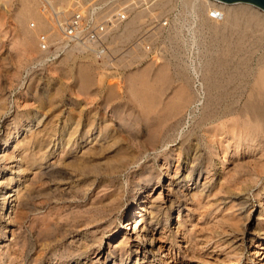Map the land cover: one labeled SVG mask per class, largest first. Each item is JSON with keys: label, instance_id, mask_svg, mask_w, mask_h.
Segmentation results:
<instances>
[{"label": "rangeland", "instance_id": "1", "mask_svg": "<svg viewBox=\"0 0 264 264\" xmlns=\"http://www.w3.org/2000/svg\"><path fill=\"white\" fill-rule=\"evenodd\" d=\"M40 1V9H45V12L44 9L42 12L54 27L52 40L44 41L48 45L47 48L43 47V41L34 42L24 23L26 3L35 4V0H11L10 6L5 9L0 8V110L3 109L0 111V148L8 147L7 152L15 151V157L3 163V170L0 172V177H11L12 180L9 185L1 186L0 190L6 192L14 183L24 181L22 186L26 194L23 200L27 205L20 206V197L16 200L14 196L8 198L6 204H11L13 201V208L7 209L6 206L3 212L0 211V228H2L0 264H64L65 261L76 258L81 250L88 249V253H92L90 246L93 245L94 235H97L98 225L107 218L100 223L93 219L98 216L97 219L100 220L118 202V199L115 200L110 195L120 187V184L125 186V193L120 208L115 210L119 215L124 214L128 208L138 212L142 205H139V194L134 183L149 179L152 176L149 171L155 173L158 169L164 172L167 168L170 173L181 171L187 163V156L190 162L191 157L196 155L199 156L196 167H202L204 170L201 183L207 179L210 181L206 190H193L189 191L190 193L186 191L185 194H181L175 189L169 191L166 188L162 196H159L158 185L153 193H150L151 196L146 192L148 198L145 202L147 199L152 201L157 199V204H161V208L155 210L158 220L152 223L158 241L155 249L144 253L141 251L139 264H175L177 261L180 264H264V175L261 174L264 168L262 164H259L260 168L257 165L259 162L264 163V160H261L264 157L259 154L262 153L261 150L257 147V150L255 148L248 150L243 145L240 146L238 153L235 152L236 143L231 134L224 133L223 129L211 133L210 124L200 126L197 123L199 116L196 122L192 119L182 137L178 136L180 132L178 129L183 127L186 119L180 122L177 117H166L164 107L170 97L175 95L176 86L179 87L178 84L181 83L176 79L177 77L162 96L160 104L153 111L149 110L151 114L142 106L130 88L133 73L147 67L149 60L147 48L155 47L153 40L150 39L151 31L161 24L180 31L178 38H174L171 43L168 42V50H165L167 56L177 62L179 59L174 58L173 55L178 53L177 48L186 45L185 39L190 38L188 30L193 25L194 17L200 18L198 38L201 43L221 46L224 45L222 40H229L232 36L235 45H243L244 49L240 56L249 59L248 69H254L261 57H264V10L246 2L231 4L209 0L211 9L215 12L211 13L209 9L203 8L195 14L191 3L185 0H80L86 7L87 13L83 21L81 19L85 28L83 33L94 28L98 37L78 40L63 33L67 20L81 10L75 9L64 23H60L58 14L68 6L60 0ZM221 5H227L231 9L241 5L248 7V14L261 20V25L257 21L248 23L245 17L247 15L242 16L239 26L226 25L223 19L226 15L217 12ZM139 13L142 15V22H137L135 35L123 43L118 40L117 47L120 49L115 53V48L109 50L110 57H100L102 56L100 52L107 44L101 41L98 30L103 32L105 22L112 17L118 18L122 23L116 31L119 35L124 33L125 23ZM211 21L219 22L214 24ZM241 37L244 38L245 45L243 42L235 43ZM87 40L92 43L88 44L87 48L90 53L75 52L70 56L68 52L75 45V41L84 43ZM140 43L143 45L140 46ZM156 45L162 47L163 43L157 42ZM135 46H138L136 49L141 55L140 58L134 51ZM239 58V56L234 58V61L237 62ZM129 64H132L131 67ZM86 66L92 68V71L90 68L91 78L97 74V77L92 78V81L96 82H92L94 83L92 87H85L81 82L80 70ZM253 85L254 79L251 73L242 81L232 84L231 100L234 102V108L242 107L248 100ZM141 110H145L144 113L147 111L149 117L145 118L147 115L144 116L143 111L142 115ZM238 114L242 117L239 112H235L231 118L240 117ZM134 116L140 117L137 118L139 121ZM151 116H154L155 120ZM91 117H95L92 125ZM150 117L153 121L148 120ZM119 118L122 119L119 120L120 122L117 121ZM15 119L20 123L25 121L24 124H20L19 134L17 130H10L14 125L11 123ZM79 120L77 125L75 122ZM107 121L113 123L106 129L104 122L108 124ZM137 122H140L139 125ZM231 122L234 123L232 120ZM240 125H243V122ZM74 128L79 131L70 138L69 142L66 138H69L71 133L69 131ZM87 128H91L90 131L97 134L102 130L101 138L103 136L105 140L101 139L100 145L93 147L95 148H92L93 150L88 149L87 146L76 150L75 141L80 142L81 135ZM149 128L153 133L155 132L152 137ZM11 132L12 135H9ZM7 139L9 140L6 144ZM161 139L169 142V147L155 144ZM41 143L48 152L45 161L54 163L61 155L63 161L52 168L47 167V164L44 165L42 175L20 174L18 160L20 152L28 147L29 153L38 156ZM180 145L183 147L181 152L178 150ZM54 150L55 155L51 157L49 151ZM169 151L171 155L165 160L162 154ZM208 159L211 166L206 168ZM125 162H127L126 167L120 171V175L117 173L108 175L111 173V167ZM144 164L150 167L148 172L142 174L139 180L133 178L137 170L138 174L142 172L139 168ZM158 164H164L163 170H159ZM108 180L114 181V184L109 186V182H106ZM171 182L169 176H164L161 184L170 186ZM185 189L186 187L183 188ZM96 195L100 196L94 197ZM162 198L166 200L163 201ZM105 201L106 203H103ZM122 220L124 221L125 218ZM119 227L120 231L125 230L123 226ZM84 234H87L86 238ZM138 236L139 233L132 237L127 246L128 250H117L115 246L122 242L123 234L111 245L108 239L112 240L114 236L106 235L102 242L103 254L100 256V264H103L108 250L113 251L109 261L112 263L114 259H119L117 255H122L124 259L130 257L133 250L131 248L136 242L141 246L143 244L147 246L139 241ZM159 247L160 251H158ZM96 255L97 253H92L91 257L96 258ZM79 258L89 260L84 259L83 256ZM133 263L134 261L130 264Z\"/></svg>", "mask_w": 264, "mask_h": 264}, {"label": "bare ground", "instance_id": "2", "mask_svg": "<svg viewBox=\"0 0 264 264\" xmlns=\"http://www.w3.org/2000/svg\"><path fill=\"white\" fill-rule=\"evenodd\" d=\"M47 1L52 2L53 0H47ZM60 1H61V3H64L68 6V8L66 10H64L62 13L58 14L57 18H58L60 23H64V21H66L67 17L69 15H71V13L73 11H75V9L81 10L80 13L82 16V21H83L84 17L87 16L86 7L84 5H82L83 2L81 3L80 0H77V1L60 0ZM185 1H189L191 3V6L194 10L193 13H195V14H197L198 11L200 9H203V8L209 9L211 11V13L215 12L211 9V2L209 0H185ZM10 3H11V0H0V8H4V9L7 8L8 6H10ZM78 4L80 6H78ZM40 6H41L40 0H35V4H30L27 2L25 9H24V14H23L24 23H25V26L27 27L26 30L28 31V34L30 35V37L36 43H42V41L43 42L44 41L49 42L50 40H52L53 30H54L53 25H51L49 23V21L44 16L43 12H45V9L43 8L44 11L42 12L43 9L41 10ZM219 9L220 10H218V11L216 10L219 14H225L226 15L223 18L226 25L239 26L242 22L241 21L242 16L244 17V15H247L245 17L247 18L248 23L249 22L252 23L255 21H257L258 24L261 23V20L259 21V19L254 17L252 14L251 15H250V13L248 14V12H247L248 7H246V6L241 5L237 8L231 9V8L227 7V5H221L219 7ZM210 11H208V12H210ZM193 20H194L193 25H191L192 27H190L188 30V32L190 33V38L185 39L184 43H186V45L184 44L185 46L179 47V49L177 48L176 51L178 53L173 55L174 58L179 59L177 62H175L173 59L169 58L167 56V54L165 53V50H168V45H169L168 42L171 43V41L174 38H176L178 36V34H180L179 33L180 31H178L177 29L168 28L167 26H165L163 24H161L159 27H157L156 29L151 31V33L149 35H151L150 39L153 40L152 42L155 45V47L150 46L147 48V51H148V54H147L148 57L147 58L149 59L148 64H146L147 67L144 69L142 68V70H138L137 72L135 71V73H133V79H131V86H130L132 93L135 95V97L137 99H139L142 106L145 107L148 112H150L151 110L153 111L156 108V106H158V104H160V102L162 100V96L165 94V92H167V89L170 87V85L171 84L173 85V83H174L173 81L175 80V77H177L176 79H178L181 83L178 84L179 87L176 86L177 90H176L175 95L173 97H170V100L165 103L164 107L166 108V112H165L166 117H168V118L177 117L180 122L182 120L186 119L183 127L178 129V131L180 130L178 136L182 137L184 134V130H186L187 126H189L192 119L195 121L196 118L199 116L197 123H199L200 126L202 124H210V127L212 128V131L210 130L211 133L213 131H214V133H216L217 132L216 130H222V129H223L224 133H230L231 136L233 137L235 143H236L235 152L238 153V151L240 150L239 149L240 146L242 147L243 145H245V147H247L248 150L252 149V148L256 149V147H257L261 150L260 152H262L259 154H261V156L264 157V139H262V138H264V60H263L264 57L263 56L261 57V60L256 64V67L254 69H248L249 64L247 62L249 59H246V56H240V55H242L241 52L244 49L243 45H238V44L235 45L234 42L232 41L231 35H230L231 38L229 40H226V39L222 40L224 42V45L220 44L221 46L206 45L204 42L201 43L200 39L198 38V32H200L199 28L201 26L200 23H198L200 18L194 17ZM137 22H139V23L142 22V15L140 13L138 15H135L134 17H132L129 20V22L125 23L126 29H125L124 33L117 35L116 31L121 27L122 23L119 21L118 18H113V17L109 18L105 22V28L103 29V32L98 30V32L101 36V41L104 44H107L106 46H109V47H106V46L104 47L106 50L103 49L101 51L102 53L100 52V55H102L100 57H104V58L110 57L109 50L111 51L113 48H115L114 53L117 52L120 49L119 47H117L118 46V43H117L118 40L122 41V43H123V41L131 39V37L133 35H135V33L137 32V28H136ZM211 22H213V21H211ZM217 22H219V21H214L213 23L215 24ZM258 24H257V26H258ZM82 25H83V23L81 22L80 28L85 30L84 26H82ZM63 34H65V33H63ZM246 38H248V37H246ZM243 40H244V38L241 37L235 43L243 42ZM90 42L91 41H88V40L84 43L75 41V43H74L75 45L70 48L68 53H70V56H72L75 52H81V53L89 52L87 48H88V44H90V45L92 44ZM157 42L163 43V46L159 47V45H156ZM141 44L143 45V43H140V46H141ZM243 44H244V42H243ZM138 46H139V44H138ZM138 46L137 47L135 46L134 51L137 52V54L140 58L141 55L138 53L139 51L136 49V48H138ZM97 52H98V50H97ZM253 52H256V50L255 51L253 50ZM254 54H256V53H254ZM238 56L240 57L239 59L241 61L245 60L244 63L241 62L239 59H238L239 61L237 60V62L234 61V58H236ZM90 57H92V56H90ZM116 59L118 61V58H116ZM114 60H115V58H114ZM105 62H107V59L105 60ZM112 64H114V63H112ZM117 65H115V67ZM131 65L129 64L130 67H131ZM172 65H175L176 67L172 68L171 67ZM90 68L86 66L80 70L81 82L85 87H92L93 84L96 83V82L92 81L93 80L92 78H94L97 74H95V76H92V78H91ZM104 70H105V68H104ZM91 71H92V68H91ZM109 72H111V71H109ZM250 73H251V76H253L254 85L252 86L253 88L250 91L251 93L250 94L248 93L249 94L248 100L243 104L242 107L234 108V102H232V100H231L232 95H233L232 94V84L237 83L239 80L242 81L243 78H245V76H248ZM118 77H116V78H118ZM100 78H101V76H100ZM94 80H96V79H94ZM92 82H94V83H92ZM99 83H102V82H99ZM241 85H243V82H241ZM236 87H238V84H236ZM112 90H113V88H112ZM110 93H111V91L109 92V94ZM114 93H113V95H114ZM111 97H112V95H111ZM140 108H142V107H140ZM2 110H0V111H2ZM142 111L143 110H141V112H140L141 114H142ZM144 111H143V114L145 116V115H147L146 114L147 111L145 113H144ZM115 112H117V111L115 110ZM235 112H239L242 115V117H244V119H241L242 117L239 114L238 115L240 117H235V119H232L231 116L233 115V113L235 114ZM122 114H124V113H122ZM150 114H151V112H150ZM150 114H148V115H150ZM198 114H200V115H198ZM87 115L89 116V114H87ZM104 115H105V113H104ZM121 115H120V117H121ZM136 115L139 116L138 114H136ZM148 115H147V117L145 116V118H148L149 117ZM80 116H83V115H80ZM126 116H127V114H126ZM144 116H142V118ZM130 117L128 116V118H130ZM151 117L148 120L153 121L154 116L152 117L153 119H151ZM91 118L92 119L90 120V124L92 125L94 118L93 117H91ZM135 118L137 119L140 117H135ZM103 119H105V118H103ZM120 119L121 118H119L117 121H119ZM122 119H123V117H122ZM26 120H27V118L25 119V121ZM80 120L75 122V123L77 125H79L78 122H80ZM145 120H142V121H145ZM166 120H168V119H166ZM231 120L234 122L233 124H232ZM18 121L19 120L16 121V119H15V121H13V123H11L14 125L11 128L9 127L10 130L14 129V130H17L16 132H18L19 127H21L20 124L25 123V121L21 122V123ZM132 121L133 120H131V122ZM152 121H150V122H152ZM157 121H158V119H157ZM154 122L157 123L156 121H154ZM242 122H243V125H240V124H242ZM104 123L106 124L105 126L107 129V128H109L110 125H112L113 122L112 123L108 122V124L106 122H104ZM139 123H138V125H139ZM160 124H159V126H160ZM91 125H90V127H91ZM119 125H121V124H119ZM157 125H158V123H157ZM152 127L154 128V125ZM104 129H105V127H104ZM71 130L69 131V133L71 132L69 138L68 137L66 138L69 140V142L71 141L70 138H72V136L74 137L75 133H77L79 131L77 128H74L72 131ZM90 130H91V128H87L86 130H84L83 134L81 133L82 135H81L80 142L76 143V141H75L76 150L79 147L84 148V146H87L88 149H92L93 147H96V145H100L99 143H101L100 142L101 139L105 140V138H103V136L101 138V133L103 132L102 130L99 131V134L91 132ZM148 131L152 132V130H150V128ZM19 133L20 132H18V134ZM114 133H116V132L114 131ZM154 133L152 132L150 136L151 137L154 136ZM172 133H173V131H172ZM9 135H12V132ZM14 136H16V135H14ZM176 139H174V140H176ZM8 140L9 139L5 140L6 144H7ZM114 140H116V139L114 138ZM152 140L154 141V138ZM180 143H178V145ZM155 144L161 145L162 147H164L165 145L168 146L169 142H167L165 140L162 141V139H161V140H159V142L156 141ZM178 148H179L178 150L180 152L183 150V147L181 145ZM46 149H47V147H46ZM93 149H95V148H93ZM7 150H8V147L7 148L6 147L0 148V165H1L0 172L3 170L2 164L7 162L9 159H12L13 157H15L14 156L15 151L7 152ZM38 150L40 152V155H38V156L32 155L31 153H29L28 147H26L23 150V152H20V155H19L20 158L18 157V160L20 163L19 164L20 174L25 175L28 173H33L36 176V175H39L41 173H44V169H43L44 165L47 164V167H50V168H52L54 166L56 167V165H58L62 160L61 159L62 155H61V157L57 156L58 158L55 160L54 163H50L49 161H45V159L48 156V154H47L48 152H47V150L44 149V146H42V143L39 145ZM43 150H45V151L42 152ZM65 150H67V149H65ZM196 152H198V151H196ZM49 153H50L51 157H53L55 155V150L49 151ZM62 153H63V151H62ZM169 153H170V151L162 154V156L165 157L164 158L165 160H167L170 157L171 153L170 154ZM188 159H190V158L187 156V163L185 164V166L183 167V170H181V171H176L175 173H170L168 168L165 169L164 172H160V171H158V169L155 173L152 171H149L152 174V176L149 179H147L146 181H143V182L138 181V182L134 183V186H136V189H137L136 190L137 194H139V198H138L140 200L139 205H142V207H139L138 212L131 211L130 208H128V210L124 214L119 215L118 211L115 210L118 207L120 208L121 203L123 201L124 193H125V186L124 185L121 186V184H120V187L117 188L110 195L111 197L113 196V198L115 200L118 199V202L116 204H114L112 206V208L110 209V211L105 213V216L102 217L100 220L97 219L98 216H96V218L93 219V221H96V222L98 221L100 223V221L107 218L100 225H98L97 235H94V239H93V243H92L93 245L90 246L91 250H93L92 253H97V255L95 256L96 258H92L91 257L92 253L89 254L88 249H86V250H81L77 254V257L74 258L72 261H70V260L65 261L64 264H100V259H101L100 256L103 254L102 242L104 241L106 235L107 236L110 235L111 237L114 236V238L112 240L108 239L109 244L111 245V243H115L114 241L120 235L123 234V240H121L122 242L120 244H118L117 246H115V248H118L117 250H123V249H127V246L129 244V242L131 241L132 237L135 235H138V233H139V236H138L139 241L144 242L147 246H144V244L141 246L139 244V242H136L134 247L131 248L133 250L130 253L131 254L130 257L128 256V258L124 259L122 255H117L119 257V259L118 260L114 259L112 261V263H110L109 261L111 259V253L113 251L108 250V254L104 258L103 264H130L133 261H134L133 264H139V259L141 258V251H143V253H144L148 250L155 249L154 247L156 245V241H158L156 238L155 229L152 227V223L154 221L158 220V218H156V216H155V214H156L155 210H159L156 208H161L160 207L161 204L160 205L157 204V201H158L157 199H155L154 201H152V199L151 200L147 199V202H145V199L148 198V196L146 195V192H148L150 195V193H153V191L156 189V187L158 185H159V187H157V190L159 189V196H162V194L164 193L166 188L169 191L175 189L177 193L185 194L186 191H188V192L193 191V190L203 191L209 187L208 184L210 181L208 179L204 180V182L201 183V177H202L204 170L202 167H200V168L196 167L197 166L196 161L199 160V156L196 155V156L191 157L190 162ZM261 160H264V158ZM126 163L127 162L122 163L120 165H116L115 167H111L112 168L111 173L108 175L112 176L115 173L119 174L120 171H122V169L124 167H126ZM259 164H262L261 166H262V168H264V163L259 162L257 165L259 166ZM127 165H129V163ZM158 166H159V170H163L164 164L163 165L158 164ZM205 166H206V168H209L211 166V162L209 159L207 160V163ZM261 166H259V168ZM221 167H222V165H221ZM148 169H150V167L147 166L146 164L141 165L139 170H140V172L141 171L142 172L138 174V170H137L136 171L137 174H134L133 178H137L139 180V178L141 176H143L142 174L148 172ZM263 171H264V169H263ZM261 172L262 171H260V173ZM263 173H261L262 176L264 175ZM164 176H169L170 179H172L170 186H163L161 184V181H162ZM127 178H129V177H127ZM261 178H263V177H261ZM11 180H12L11 177H4V176L0 177V187L3 185H9ZM124 180H126V179H124ZM133 180H131V181H133ZM23 182H22V180H20V183L19 182L14 183V185L11 186L10 189L7 190L6 192H3L2 190H0V211L3 212L6 209V206H7V209L13 208V205H12L13 201L11 202V204L10 203H8V205H6V204H7L8 198H11V197L13 198L14 196L16 197L15 198L16 200H18V198L20 197V206L25 205L23 199H24V196L26 193H25L24 187L22 186ZM106 182H109V186L114 184V181H112V180H110V181L108 180ZM188 183H189V185H188ZM184 187H186L185 190H183ZM200 187H201V189H200ZM107 188H109V187H107ZM0 189H2V188H0ZM120 191H121V193H120ZM12 192H14V194H12ZM104 192H106V191H104ZM169 194H170V192H169ZM103 196L105 197V195H103ZM94 197H97V195ZM97 198H96V201H97ZM105 198H108V197H105ZM113 198H111V200ZM162 200H163V198H162ZM165 200H163V201H165ZM106 201L103 203H106ZM171 203L173 204L172 199H171ZM98 204H100V203H98ZM100 205H98V206H100ZM25 206H27V205H25ZM96 206H97V203H96ZM96 206H94V207L97 208ZM100 207H102V205ZM99 209L100 208H98V210ZM105 211H107V210H104V212ZM143 211L145 213H143ZM242 212H243V210H242ZM124 218H125V220L123 221L122 219H124ZM88 222H90V221L88 220ZM88 224H90V223H88ZM116 224L121 226V227L123 226V228L125 230L120 231V227L116 226ZM86 227H87V224H86ZM1 229L2 228H0V233L2 231ZM116 233H118V234L115 235ZM86 237H87V234H84V238H86ZM110 245H109V247H110ZM86 247H88V246H86ZM148 247H149V249H148ZM158 251H160V247H159ZM81 256H83L84 259H89V260L87 261V260H83L82 258H79ZM175 264H180V263L177 261Z\"/></svg>", "mask_w": 264, "mask_h": 264}, {"label": "built area", "instance_id": "3", "mask_svg": "<svg viewBox=\"0 0 264 264\" xmlns=\"http://www.w3.org/2000/svg\"><path fill=\"white\" fill-rule=\"evenodd\" d=\"M81 19L82 16L80 13H76L71 16L69 20H67L65 24L64 32L67 36L77 38L78 40H85L87 38H95L98 37L96 30L94 28H90L89 30H86L85 33H83L84 29H81ZM103 26L101 25L100 29L102 30ZM83 30V31H82ZM81 35H79V34ZM83 33V34H82ZM44 48H47L46 43H42Z\"/></svg>", "mask_w": 264, "mask_h": 264}, {"label": "water", "instance_id": "4", "mask_svg": "<svg viewBox=\"0 0 264 264\" xmlns=\"http://www.w3.org/2000/svg\"><path fill=\"white\" fill-rule=\"evenodd\" d=\"M220 1H223L226 3L246 2V3L253 4L261 8L262 10H264V0H220Z\"/></svg>", "mask_w": 264, "mask_h": 264}]
</instances>
